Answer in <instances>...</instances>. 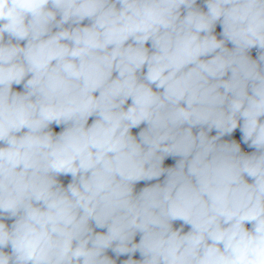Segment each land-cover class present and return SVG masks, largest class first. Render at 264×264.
I'll return each mask as SVG.
<instances>
[{"label":"clouds","instance_id":"9594fccd","mask_svg":"<svg viewBox=\"0 0 264 264\" xmlns=\"http://www.w3.org/2000/svg\"><path fill=\"white\" fill-rule=\"evenodd\" d=\"M122 256L264 264V0H0V264Z\"/></svg>","mask_w":264,"mask_h":264},{"label":"rangeland","instance_id":"374dc122","mask_svg":"<svg viewBox=\"0 0 264 264\" xmlns=\"http://www.w3.org/2000/svg\"><path fill=\"white\" fill-rule=\"evenodd\" d=\"M220 31H221V28H220L219 25H217L216 33H217V35H218V38H220V37H219V32H220ZM229 47H231V45H229ZM250 55H251L253 58H255L256 55H257L256 49H253V50L251 51ZM14 88H15V90H22V86H14ZM89 123H91V119H90ZM142 127H143V125H142ZM53 130L56 131V132H59V131H60V128H58V127H56L55 125H53ZM138 131H139V129H133V134H136ZM212 134L214 135L215 132H213ZM240 135H241V134H240L239 130H237V131L233 134L232 137H225V139H232V138H235V139H237V140L239 141V140H240ZM241 146H242V150L245 151V152L253 151L252 149H248L247 146H245V145H243V144H242ZM174 163H175V161H174L173 159L169 158V159H167V160L165 161V166H166V167H167V166H172ZM60 179L62 180V182H64L62 177H61ZM161 179H162V178H161ZM154 182H155V181H152V183H154ZM144 186H145V185H144ZM9 223H11V222L9 221ZM178 226H179V222H177V223L174 225V227H178ZM248 227H250V225H248ZM98 231H99V230H98ZM185 231H187V227H185ZM108 255L113 256V254H112L110 251H109ZM113 258L115 259L114 256H113ZM133 258H134V259H139V256H137V254H135V256H134ZM124 259H127V257H126V256H122V257H120V258L117 260V264H120V261H121V260H124Z\"/></svg>","mask_w":264,"mask_h":264},{"label":"trees","instance_id":"16d2710c","mask_svg":"<svg viewBox=\"0 0 264 264\" xmlns=\"http://www.w3.org/2000/svg\"><path fill=\"white\" fill-rule=\"evenodd\" d=\"M145 185V182H140L136 187H137V190H139V188H141V187H143ZM137 241L139 240V237L137 236ZM137 254V256H139V253H136ZM140 258V257H139Z\"/></svg>","mask_w":264,"mask_h":264},{"label":"water","instance_id":"95a60500","mask_svg":"<svg viewBox=\"0 0 264 264\" xmlns=\"http://www.w3.org/2000/svg\"><path fill=\"white\" fill-rule=\"evenodd\" d=\"M62 178H63L64 183L66 184V183H67V180H68L69 178H64V177H62Z\"/></svg>","mask_w":264,"mask_h":264}]
</instances>
